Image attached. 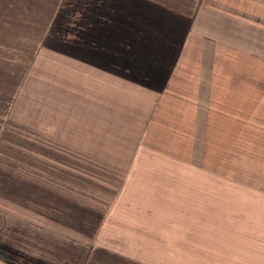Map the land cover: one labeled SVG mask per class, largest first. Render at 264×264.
I'll list each match as a JSON object with an SVG mask.
<instances>
[{
	"label": "crops",
	"instance_id": "crops-1",
	"mask_svg": "<svg viewBox=\"0 0 264 264\" xmlns=\"http://www.w3.org/2000/svg\"><path fill=\"white\" fill-rule=\"evenodd\" d=\"M1 217L0 264H264V0H0Z\"/></svg>",
	"mask_w": 264,
	"mask_h": 264
},
{
	"label": "rangeland",
	"instance_id": "rangeland-1",
	"mask_svg": "<svg viewBox=\"0 0 264 264\" xmlns=\"http://www.w3.org/2000/svg\"><path fill=\"white\" fill-rule=\"evenodd\" d=\"M29 72L28 76V83L32 85V91L34 93V99H35V104L36 103H40V101L37 100V98H42V96L48 95L49 94V100L50 101H57L58 98V89L55 88H49L47 87V85L45 87L42 86L43 81L42 79H51V77H54V74H52L54 71L52 70V68L50 69L52 71V73L49 75V72L47 71V68H19V72H21L22 70H25L26 72ZM56 69V68H53ZM29 96V94H28ZM53 96V97H52ZM19 97H26L25 94H22L21 96L19 95ZM28 105L26 104H22L21 101H19V107H18V111L21 110V108H27ZM51 112L54 113H58L59 111L61 112H65V113H69V114H75V116H79L82 114H88L90 111V107L89 104L83 103L82 105H78L76 104V106L74 105H70V104H66V105H58V104H51V106L49 107ZM71 121H73V119H71ZM8 223H10V220L5 218V217H1L0 218V224L2 229L0 230V248L2 250H5V252L9 253V245H10V239H11V233H10V226L8 225ZM81 255L83 257V253L81 251ZM75 264H77V258H76V262Z\"/></svg>",
	"mask_w": 264,
	"mask_h": 264
},
{
	"label": "water",
	"instance_id": "water-1",
	"mask_svg": "<svg viewBox=\"0 0 264 264\" xmlns=\"http://www.w3.org/2000/svg\"><path fill=\"white\" fill-rule=\"evenodd\" d=\"M0 255H1L2 257H5V258H7V257H6V256H5L3 253H1V252H0Z\"/></svg>",
	"mask_w": 264,
	"mask_h": 264
}]
</instances>
